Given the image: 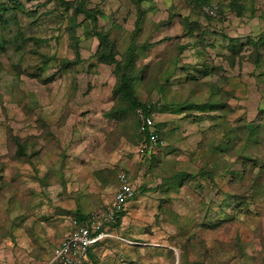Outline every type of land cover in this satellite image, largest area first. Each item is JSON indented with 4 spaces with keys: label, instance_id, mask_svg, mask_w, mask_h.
<instances>
[{
    "label": "rangeland",
    "instance_id": "rangeland-1",
    "mask_svg": "<svg viewBox=\"0 0 264 264\" xmlns=\"http://www.w3.org/2000/svg\"><path fill=\"white\" fill-rule=\"evenodd\" d=\"M240 1L0 0V264H62L54 248L121 170L136 192L92 264H264V114L230 116L231 50L206 25L262 11ZM124 69L167 139L149 164Z\"/></svg>",
    "mask_w": 264,
    "mask_h": 264
},
{
    "label": "crops",
    "instance_id": "crops-1",
    "mask_svg": "<svg viewBox=\"0 0 264 264\" xmlns=\"http://www.w3.org/2000/svg\"><path fill=\"white\" fill-rule=\"evenodd\" d=\"M247 1H240L237 7L262 11L248 18L244 13H239L232 18L224 17L221 20L206 22V25L211 29L208 34L228 40L224 48L231 50L229 53L224 50V57L229 67L232 65L230 70L233 72L236 84L232 88L230 84L229 88L233 92L228 91L227 88L224 89L226 103L235 107L236 118L246 117L248 120H254L261 116L260 113L264 114V0H249L248 4ZM232 7L236 8L234 5ZM252 20H254L253 23H251ZM216 21L220 23L219 28L211 27L210 24ZM251 38L254 40L255 48L253 58L248 60L250 57L248 54L251 55L253 51L250 46ZM198 46H200L199 43ZM213 48L219 49L215 45ZM248 63L250 66L247 65ZM228 74L231 75V73ZM210 75H213L210 81L216 84L214 77L217 73L214 68L212 70L208 68V77ZM214 95L213 93V96H209L210 102L216 100Z\"/></svg>",
    "mask_w": 264,
    "mask_h": 264
},
{
    "label": "built area",
    "instance_id": "built-area-1",
    "mask_svg": "<svg viewBox=\"0 0 264 264\" xmlns=\"http://www.w3.org/2000/svg\"><path fill=\"white\" fill-rule=\"evenodd\" d=\"M203 10L211 17H217L219 7L215 3L205 5ZM141 130L150 133L151 144L147 140L141 141L138 156L143 159L144 155L156 150L160 134L153 115H144L141 109ZM118 186L111 202L104 208L97 211L89 223L81 224L77 228L68 231L63 239L54 248L53 261L62 264H92L90 252L105 239L111 238L113 233L107 226L108 223L116 220L117 215L126 210L128 203L135 195V185L128 171L121 170L118 173ZM76 224V221H74Z\"/></svg>",
    "mask_w": 264,
    "mask_h": 264
},
{
    "label": "trees",
    "instance_id": "trees-1",
    "mask_svg": "<svg viewBox=\"0 0 264 264\" xmlns=\"http://www.w3.org/2000/svg\"><path fill=\"white\" fill-rule=\"evenodd\" d=\"M203 6H204V4L202 5V9H203ZM2 8V6L0 5V9ZM204 11V10H203ZM205 12V11H204ZM206 13V12H205ZM209 16V15H208ZM211 17V16H210ZM218 17V16H217ZM213 18V17H212ZM215 18V17H214ZM213 18V19H214ZM192 33H193V31H192ZM105 57H112V58H114V56L112 55V54H109V55H105ZM117 64H118V67L120 66V63L119 62H117ZM202 72V74L203 75H200V76H197L198 78L199 77H202V76H204V75H208V69L207 70H204V71H201ZM194 79H197V78H194ZM132 79H131V77H130V75L127 73V71H126V69H124L123 71H122V75H121V78H120V85H119V89L120 90H122V91H124V94H125V97H127V98H129L130 99V101L132 102L131 103V105H133L135 108L137 107V109H141V111L143 112V114L144 115H146V116H148V115H151V112H152V110H153V108H152V104L150 103V104H142V103H140V102H138L137 101V99L135 98V96H134V93H133V91H132ZM210 99H211V97H209L208 99L207 98H205V99H202L201 101H199V100H197V99H195V97H194V101H192V103L194 104H192V106H198V107H201V109H207V107L209 108V106L210 105H212V102H210ZM223 104L225 105V106H230L229 104H227L226 103V101L225 102H223ZM230 108H231V113H230V116L231 117H233V118H236V116H235V113H234V111H235V107H231L230 106ZM139 113V112H138ZM139 119H140V123H139V133H140V135H141V141H145V140H147L148 141V143H152L151 142V139H150V133L147 131V132H143L142 130H141V125H142V123H141V118H140V113H139ZM241 120H244V122H247V121H252V122H250V123H254V122H257V119H254V120H248L246 117L245 118H240ZM155 121H156V119H155ZM156 126H157V128H158V132H159V134H160V138H159V140H158V145H156V147H157V149H159V147H162V146H165L166 145V143H167V139H166V137H165V135H164V131H163V129L162 128H160V126H159V124H158V122L156 121ZM151 146H152V144H151ZM149 153V154H148ZM148 153H146L145 155H144V159L143 160H145V158L147 159V161H148V164H149V162L151 161V159H152V157H154V154L156 153V150L154 151V150H152L151 152H148ZM148 166V165H147ZM117 181H118V178H117ZM119 182V181H118ZM135 192H136V190H135ZM228 199H230V198H228ZM125 211L126 210H123V211H121L120 213H119V215H117V217H116V220L115 221H113V222H110V223H108V227H109V229H110V231H112L113 230V228H114V226L115 225H117L118 223H119V221H120V219H121V217H122V215L125 213ZM97 212V210L96 211H92V212H90V213H87V214H85V215H83V216H79L78 218H76L74 221H76V224H74L73 223V226H72V229H74V228H77L78 226H80L81 224H86V223H89V221H90V219L92 218V216L95 214ZM220 221H224L223 219H220ZM261 245H262V247L264 248V246H263V244L261 243ZM98 246V245H97ZM94 249L95 248H92V250H91V252H90V256H91V258L93 257L92 255H93V251H94ZM92 260H93V258H92ZM264 260V259H263ZM94 261V260H93ZM94 263V262H93Z\"/></svg>",
    "mask_w": 264,
    "mask_h": 264
},
{
    "label": "clouds",
    "instance_id": "clouds-1",
    "mask_svg": "<svg viewBox=\"0 0 264 264\" xmlns=\"http://www.w3.org/2000/svg\"><path fill=\"white\" fill-rule=\"evenodd\" d=\"M206 5H208V4H206ZM204 6H205V5H204ZM204 6H203V7H204ZM206 14H207V13H206ZM207 15H208V14H207Z\"/></svg>",
    "mask_w": 264,
    "mask_h": 264
}]
</instances>
